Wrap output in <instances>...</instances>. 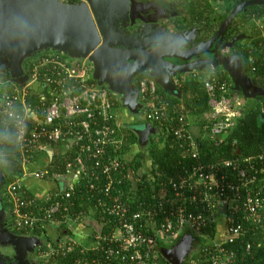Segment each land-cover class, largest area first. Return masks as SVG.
<instances>
[{
  "label": "built area",
  "instance_id": "obj_1",
  "mask_svg": "<svg viewBox=\"0 0 264 264\" xmlns=\"http://www.w3.org/2000/svg\"><path fill=\"white\" fill-rule=\"evenodd\" d=\"M258 30L264 39V24ZM23 69L22 87L0 76V128L12 137L21 171L1 194L11 216L8 226L42 239L39 258L55 264L68 256L72 264H156L162 258L158 244L171 246L190 231L201 242L183 264H264V154L209 160L198 142L204 135L219 146L241 116L228 80L212 69L190 73L202 81L210 107L199 135L183 105L167 100L152 78L140 80L142 118L156 127L154 142L180 151L178 172L165 175L152 158L150 169L143 170L145 154L128 142L120 99L93 79L88 58L47 50ZM182 81L174 82L178 87ZM52 145L58 156L53 165ZM41 160L43 166L33 168ZM28 179L54 186L37 197L26 188ZM155 184L172 196L142 199L143 186ZM222 203L226 215L211 219ZM209 226L211 235L204 231ZM52 227L66 229L65 235L50 237ZM255 235L257 241H251ZM237 241L240 247L232 248Z\"/></svg>",
  "mask_w": 264,
  "mask_h": 264
},
{
  "label": "water",
  "instance_id": "obj_2",
  "mask_svg": "<svg viewBox=\"0 0 264 264\" xmlns=\"http://www.w3.org/2000/svg\"><path fill=\"white\" fill-rule=\"evenodd\" d=\"M249 6H264V0H242L211 37L196 42L194 29L169 33L156 21L159 16L140 9L135 0H0V76L22 87L27 80L24 62L47 50L74 59L88 58L97 84L117 95L120 106L132 118L137 117L125 128L135 134L137 145L144 150L157 129L144 122L139 90L133 85V79L142 73L169 96L180 98L176 76L220 68L239 95L252 99L264 96V90L245 74L240 55L223 53L236 41L247 39L242 33L224 42L236 16ZM205 54L209 56L202 57ZM48 156H52L51 151ZM62 179L59 176L63 187ZM5 180L0 163V247L12 250L10 264H31L28 255L43 241L7 228L8 211L1 194ZM224 215L226 205L222 203L210 218ZM195 242L191 234L184 233L175 244L162 246L160 255L168 264H183ZM0 264H7L1 254Z\"/></svg>",
  "mask_w": 264,
  "mask_h": 264
},
{
  "label": "trees",
  "instance_id": "obj_3",
  "mask_svg": "<svg viewBox=\"0 0 264 264\" xmlns=\"http://www.w3.org/2000/svg\"><path fill=\"white\" fill-rule=\"evenodd\" d=\"M241 0H229V6L225 9L224 13L217 15L212 8V5L208 0H189L186 14L189 15L188 19L192 23L200 22L206 19L208 33H213L216 31L219 23L226 17V15L231 11V9L240 2ZM72 2V1H70ZM264 15V6H251L247 9L246 12L240 14L241 26L243 33L246 34L251 41L248 43H242L241 41L236 45V53L240 55L243 63L244 72L247 76L255 80L258 87L264 90V39L260 34L257 26L252 25L254 18H259ZM28 59L24 62V66L27 65ZM252 65L255 67V71H249V66ZM217 75L221 79L228 80L231 85L232 82L229 76L222 71L215 70ZM149 77L146 73H142L136 77L137 89L140 88V80ZM158 86V85H157ZM233 87V86H232ZM178 89L182 92L180 98L172 97L166 94L159 86L158 90L167 100L174 104H181L184 107L183 112L188 115L189 120L193 124H199L200 129L204 125L205 120L203 116L206 113L210 112V107L208 105V94L205 91L204 85L201 80L193 79L188 77L183 80V82L178 86ZM235 93V92H234ZM242 96V95H241ZM243 97V96H242ZM246 99L245 97H243ZM252 101H255L253 106L245 108L241 113V116L236 120L234 128L232 131L224 136L223 143L219 146H215L212 141H210L206 136L200 135L198 142L200 145L201 153L205 159L215 160V159H226L232 157H247V156H256L259 154H264V96L257 97L255 99L249 98ZM118 106V104H116ZM121 108V106L119 107ZM128 142L137 144V138L129 130H124ZM204 133V131H202ZM11 136L6 131L5 127L0 128V154L9 155V160L12 161L13 167L9 172L6 173V167L2 164V156L0 155V163L2 165L3 171L5 173V182L8 183L12 181L17 176L21 175L19 162L15 156H13L14 151L11 149L12 142ZM154 137L151 136L148 146L144 149L150 157L153 159V165L157 171L168 175L175 174L178 172L177 161L181 159L180 151L177 145L169 146V144L164 145L160 148L155 142ZM55 150L53 163L58 159L56 154L57 146H51ZM138 149V148H137ZM140 150V149H138ZM142 151V150H141ZM8 159V156L5 157ZM159 180V179H158ZM165 180V176L161 178ZM143 192L141 198L147 202H153L152 196L155 197V201L161 198H167L172 196V192L168 188H161L158 185L143 186ZM4 200V199H3ZM5 204V203H4ZM8 211V206L4 205ZM78 203H76V208ZM8 214H10L8 212ZM11 222V216L8 215L6 225ZM9 227V226H8ZM15 233L21 235H27L22 230H16L8 228ZM66 230V229H64ZM214 228L209 226L204 229L210 235L213 234ZM189 234V232H187ZM195 240L196 244L200 243L201 240L197 235L191 234ZM256 235L250 237L251 241H257ZM240 241H237L235 244L231 245L232 248H239ZM165 246L163 244H158L155 247V250L159 252V248ZM163 261H165L163 259ZM73 258L68 256L64 259L59 260V264H72ZM166 264H168L165 261Z\"/></svg>",
  "mask_w": 264,
  "mask_h": 264
},
{
  "label": "flooded vegetation",
  "instance_id": "obj_4",
  "mask_svg": "<svg viewBox=\"0 0 264 264\" xmlns=\"http://www.w3.org/2000/svg\"><path fill=\"white\" fill-rule=\"evenodd\" d=\"M136 1V0H135ZM242 1V0H241ZM240 1V2H241ZM186 2L188 4L189 1L187 0H171L169 1V3L166 4L165 1H145V0H141V1H136V4L137 6L140 8V9H143V10H148L151 14H154L155 16H159V19H157L156 21L158 22V24L160 25V22L162 23H165V22H168L170 21L172 24L175 19L174 17H172L171 15L174 14V11L172 10L174 8L173 5L176 4L175 8H177L178 5H182V7L186 6ZM240 2L238 4H240ZM173 4V5H171ZM236 4V5H238ZM235 5V6H236ZM234 6V7H235ZM233 7V8H234ZM251 7V6H249ZM247 7L243 12H246L247 9L249 8ZM232 8V9H233ZM231 9V10H232ZM176 11L179 13V12H182V16H184V10H177ZM225 11V10H224ZM224 11H221L219 13H217V15H220L222 13H224ZM231 12V11H230ZM229 12V13H230ZM228 13V14H229ZM242 13V12H241ZM240 13V14H241ZM227 14V15H228ZM240 14H238L236 16V18L234 19L231 27L228 29L227 31V36L225 37L224 39V42H227V41H230L231 39L235 38L236 36L240 35L243 33V30L241 26V20H240ZM226 15V16H227ZM173 21V22H172ZM175 23V22H174ZM173 23V24H174ZM207 21L206 19L200 21V22H190L188 23V26L185 27V28H178L177 27V31H189V30H192L194 29L196 35L198 34V38H197V41L196 42H200V41H204V40H207L209 37H211L215 32L213 33H208V30H207ZM220 24V23H219ZM163 26H165V24H162ZM178 25V24H176ZM179 26V25H178ZM219 26V25H218ZM166 27V26H165ZM218 28V27H217ZM217 30V29H216ZM248 38V37H247ZM244 39H241V40H238L234 43L233 45V48L232 49H229L228 50V53L227 54H235L236 53V48H237V44L240 42V41H243ZM237 54V53H236ZM209 55L208 54H205L203 55L202 57H208ZM218 70H221L220 68H218ZM147 74V73H146ZM246 74V73H245ZM148 75V74H147ZM247 75V74H246ZM149 76V75H148ZM150 77V76H149ZM249 77V76H248ZM151 78V77H150ZM133 85L137 88V83H136V78L133 79ZM141 112L143 113V109H141ZM120 116H121V120L123 121V126L125 127L126 124H132L133 121L135 119H137V117H133L125 110V111H120ZM133 119V121H127L125 122V120L127 119ZM136 121V120H135ZM134 121V122H135ZM130 122V123H129ZM140 123V122H139ZM127 130V129H126ZM7 226V225H6ZM7 228H9L7 226ZM55 237L60 239L62 238L64 235H65V230L62 229V228H57L55 229ZM14 232V231H13ZM18 234V233H17ZM21 235V234H19ZM38 248L39 246L35 247L33 252L31 254L28 255L27 259L29 260V262L31 264H55L53 262H50V261H46L44 259H41L37 256V253H38ZM0 254L3 256V259L6 261L7 264H10L12 263L11 262V257L13 256V252L11 249H8V248H5V247H0Z\"/></svg>",
  "mask_w": 264,
  "mask_h": 264
},
{
  "label": "rangeland",
  "instance_id": "obj_5",
  "mask_svg": "<svg viewBox=\"0 0 264 264\" xmlns=\"http://www.w3.org/2000/svg\"><path fill=\"white\" fill-rule=\"evenodd\" d=\"M136 1H141V0H136ZM145 1H154L155 2V1H159V0H145ZM160 1H165L166 4H167L171 0H160ZM187 1H189V0H187ZM208 2L212 5V8L215 11V13H219L221 11H224L229 6V0H208ZM171 5H173V4H171ZM173 6H174V8L172 10L174 11V14L171 15L172 17H174L175 15H178V12L176 11V9L177 10H180V9L182 10V5H178L177 8H175L176 4L173 5ZM183 17L184 16H181L180 18H176L175 17L176 18L175 19V24L179 25L178 28H185V27L188 26V23H190L189 20H187V24H186V22L184 23L183 22ZM234 94L237 97V103H238L237 104V108L240 109L241 112H243V110L245 108H248V107L253 106L255 104V101H252L249 98L244 99L241 95H239L236 92ZM120 110L121 111H125V109H123L122 107L120 108ZM120 110H119V114H120ZM127 121H133V119L131 118V119L125 120V122H127ZM134 123L135 122L133 121L132 124H134ZM138 124H140V123H137V125ZM193 125L196 127V129H195L196 134L199 135V132H200L199 124H194L193 123ZM137 148L140 149L138 145H137ZM0 155L2 156V153ZM6 156H8V159L5 158ZM9 157H10L9 155L3 154L2 160H1L2 164L5 165V167L7 169L6 173L9 172V170H11L13 165H14V164H12V161L9 160ZM30 181L33 182V184L35 186H37L39 189H50V188H52L54 186V183L51 182V181H49L46 184H44V181H38V180H34V179H31ZM218 227H219L220 230H222L221 222L218 224ZM52 233H54V232H52ZM156 264H166V263H165V261H163V259L161 257H159L158 258V262H156Z\"/></svg>",
  "mask_w": 264,
  "mask_h": 264
},
{
  "label": "crops",
  "instance_id": "obj_6",
  "mask_svg": "<svg viewBox=\"0 0 264 264\" xmlns=\"http://www.w3.org/2000/svg\"><path fill=\"white\" fill-rule=\"evenodd\" d=\"M187 7H188V4H187V2H186V6H184V7H182V10H185L184 11V17H183V22L185 23L186 22V24H187V20H189L188 19V16L189 15H187L186 14V11H187ZM183 12V11H182ZM182 12H179L178 13V15H175L174 16V19H176V18H180L182 15ZM176 17V18H175ZM173 22V21H172ZM175 22V21H174ZM173 22V23H174ZM171 22L170 21H168V22H165V23H162V22H160V25H162V24H165V26H166V29H167V32H169V33H175L177 30V27H178V25H176L175 23L173 24H170ZM252 23V25H255V26H257V29H258V27H259V25L260 24H264V15L262 16V17H259V18H254L253 19V21L251 22ZM251 41V38H247V39H244L243 41H241L242 43H246V42H250ZM215 70H218V69H212V72H214L215 74H217L216 73V71ZM198 71V73H199V75H202L203 74V72H210L211 71V69H206V70H203V71H200V70H197ZM219 71H222V70H219ZM223 72V71H222ZM188 77H192V74H190V73H187V74H183V75H178V76H176L175 78H174V81H176L177 82V80L178 79H186V78H188ZM175 82V83H176ZM183 82V81H182ZM181 82V83H182ZM180 83V84H181ZM180 84L178 85V86H180ZM178 88V87H177ZM120 110V109H119ZM121 111V110H120ZM141 150V149H140ZM140 152H144V154L145 155H143V154H140V157H143L144 158V163H143V166H144V168H143V170L145 171V170H147V169H150V162H151V157H150V155L147 153L146 154V151H144V150H142V151H140ZM43 164H44V162H42V160H41V162L40 163H37V164H35V165H33V168H37V167H41V166H43ZM146 172V171H145ZM31 179H28V180H26V182H25V185H26V188L33 194V195H35V196H37V197H41V196H43V194H45L49 189H39L37 186H35L34 184H33V182H31L30 181ZM46 183H48V182H44V184H46ZM82 228V227H81ZM55 229H57L56 227L55 228H51L50 229V231H49V236L50 237H52V238H54L55 237ZM53 230V231H52ZM83 231H86V232H88V228H84V229H82ZM80 231H81V229H80ZM52 232H54V233H52ZM78 239H79V241L80 242H82V243H85L86 242V238H85V236L84 235H82L81 234V232L78 234Z\"/></svg>",
  "mask_w": 264,
  "mask_h": 264
}]
</instances>
